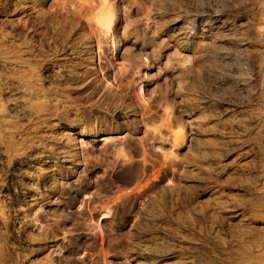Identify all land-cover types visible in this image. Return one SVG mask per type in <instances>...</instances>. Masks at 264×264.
I'll return each mask as SVG.
<instances>
[{
	"label": "rangeland",
	"instance_id": "rangeland-1",
	"mask_svg": "<svg viewBox=\"0 0 264 264\" xmlns=\"http://www.w3.org/2000/svg\"><path fill=\"white\" fill-rule=\"evenodd\" d=\"M258 27L264 0H0V264H264Z\"/></svg>",
	"mask_w": 264,
	"mask_h": 264
},
{
	"label": "bare ground",
	"instance_id": "bare-ground-1",
	"mask_svg": "<svg viewBox=\"0 0 264 264\" xmlns=\"http://www.w3.org/2000/svg\"><path fill=\"white\" fill-rule=\"evenodd\" d=\"M91 3H93V2H91ZM101 2H99V4H100ZM103 3V2H102ZM103 5V4H102ZM98 7L100 6V5H97ZM102 6H100L99 8H101ZM30 9V8H29ZM28 9V10H29ZM97 9V8H96ZM95 9V7H93V10L95 11L96 10ZM31 12V11H30ZM25 13V12H24ZM93 13V12H92ZM97 14V13H96ZM99 14V13H98ZM99 17V16H98ZM105 17V16H104ZM184 20V19H183ZM173 25H174V31H176V34H178V35H181V36H186L187 35V33H188V31H191L192 30V28L190 27V29H189V26H187L188 28H186V25H184L183 26V22H181L179 19L177 20H174V23H173ZM194 25V24H193ZM206 26V25H205ZM219 27V26H218ZM224 28V27H223ZM189 29V30H188ZM222 29V28H221ZM264 28L262 27H258V32L260 33V32H262V30H263ZM194 30V29H193ZM187 38H188V36H186ZM196 39H198V38H196ZM186 41L188 40V39H185ZM195 40V39H194ZM191 41H193V39L191 40ZM196 43H198L197 42V40L195 41ZM187 44H188V41L186 42ZM190 43V42H189ZM247 44L248 43H246V42H241V44H239L241 47H244V46H247ZM14 48H16V47H14ZM225 48V47H224ZM2 49V48H1ZM211 52V51H210ZM5 53V52H4ZM214 54V53H213ZM6 56L7 55H9V54H5ZM218 56V55H217ZM219 57V56H218ZM216 58V57H215ZM6 59V58H5ZM213 59V58H212ZM1 61L2 60H0V63H1ZM15 61V60H14ZM13 62V60H12V57H11V62H9V61H2V63H1V65L0 66H2L3 68H6V69H8V70H12V71H18V70H20V69H22L23 68V64H16V63H12ZM208 63V62H207ZM5 69V70H6ZM25 69H26V67H25ZM24 69V70H25ZM23 70V71H24ZM11 72V71H10ZM15 74V73H14ZM4 82H6V81H4ZM11 83V82H10ZM4 84V83H3ZM32 85V84H31ZM1 86V85H0ZM12 87V86H11ZM17 87H18V85H17ZM19 87H20V85H19ZM22 87V86H21ZM37 87V86H36ZM2 88V87H1ZM24 88V87H23ZM27 88V87H26ZM21 89V91L19 92V94L20 95H22V106H24V107H28L29 109H31L32 107V105H34L35 106V104L36 103H40V102H42V98L43 97H41L36 91H32V90H30V89ZM10 89H12V88H10ZM34 89V88H33ZM35 90V89H34ZM37 90V89H36ZM13 91V90H12ZM40 92H42V91H40ZM11 93V92H10ZM17 94V93H16ZM15 94V95H16ZM13 95V94H12ZM19 95V96H20ZM14 96V95H13ZM19 96H17V97H19ZM45 96V95H44ZM16 97V96H15ZM14 99V98H13ZM12 98H11V100H13ZM11 100H9V101H11ZM15 101V100H14ZM13 101V102H14ZM12 102V101H11ZM10 102V103H11ZM15 103H18L17 101L15 102ZM43 103V102H42ZM44 103H45V101H44ZM19 106H21V104H19ZM17 107V105L14 107V109ZM23 107V108H24ZM31 107V108H30ZM39 107H41V106H39ZM22 108V109H23ZM27 108V112H29L30 110ZM0 109H1V107H0ZM21 109V110H22ZM33 109V108H32ZM24 110V109H23ZM25 111V110H24ZM31 111H33V110H31ZM30 111V112H31ZM38 112V111H37ZM72 113V112H71ZM34 114V113H33ZM38 115V114H37ZM36 115V116H37ZM35 116V115H34ZM75 116V115H74ZM4 117H6V116H3L2 115V111H0V119H4ZM204 117V116H203ZM206 123V122H205ZM42 125V124H41ZM79 125V124H78ZM206 125V124H205ZM42 127V126H41ZM48 127H50V126H48ZM71 127V126H70ZM51 128V127H50ZM42 129V128H41ZM43 129H44V127H43ZM79 129V128H78ZM206 129H208V128H206ZM54 130V129H53ZM56 130V129H55ZM210 130V129H209ZM69 131H71L69 128H67V127H61V128H59L58 130H56V131H54V135L56 134V136H57V134H63L65 137L68 135L69 136ZM53 132V131H52ZM48 133V132H47ZM49 134V133H48ZM41 135H43V134H41ZM69 139V138H68ZM66 140V139H65ZM8 143V142H7ZM9 145V144H8ZM13 147H14V145H13ZM63 151V150H62ZM64 152V151H63ZM65 153V152H64ZM46 154V153H45ZM43 156V155H42ZM38 157V156H37ZM41 157V156H40ZM63 158H67V156L66 155H64L63 156ZM40 159V158H39ZM37 160V159H36ZM36 160H34V161H36ZM42 160V159H41ZM46 160H47V158H46ZM33 162V161H32ZM39 162V161H38ZM38 162H37V164H38ZM43 162V161H42ZM36 163V162H35ZM40 163V162H39ZM46 165V164H45ZM52 167V166H51ZM53 168V167H52ZM52 168L50 169V168H45V170H42V171H44L45 173H44V177L46 178V180H48V179H51L52 177H53V175H52V173H53V171H52ZM30 175V174H29ZM28 175V176H29ZM43 177V176H42ZM49 181V180H48ZM261 189H263L264 190V188H261ZM212 194H213V192H212ZM35 195V193L33 192V195H31V196H34ZM213 197V196H212ZM211 197V198H212ZM215 197V196H214ZM214 200V199H213ZM214 201H218L217 200V198H216V200H214ZM261 201V200H260ZM215 204H216V206L220 209V208H222V210L221 211H223V208L225 207H223V204L222 203H220V202H214ZM225 204V203H224ZM260 205H263V204H260ZM259 205V206H260ZM257 206H258V204H257ZM258 206V207H259ZM216 207V208H217ZM231 208V207H230ZM226 209H228L227 208V205H226V207H225V210ZM216 210V209H215ZM224 210V211H225ZM241 210V209H240ZM220 211V210H219ZM229 211V210H228ZM227 211V212H228ZM232 212V211H231ZM244 212V211H243ZM252 213V212H251ZM254 213V212H253ZM231 214V213H230ZM254 214H256V213H254ZM259 215L261 214V213H258ZM232 215V214H231ZM232 217H234L235 219H236V221H237V223H239L240 225H245V226H249V224H248V222L250 223V220L249 219H246L245 217H244V215H242V213H240V211L238 210L237 211V209H236V211H234L233 212V215H232ZM249 217V216H248ZM230 218V217H229ZM249 220V221H248ZM264 220V219H263ZM252 222V221H251ZM248 224V225H247ZM262 224V223H261ZM254 226V225H253ZM241 227V226H240ZM250 227H252V226H250ZM247 229V228H246ZM248 230H251V228L250 229H248ZM244 231V230H243ZM247 231V230H246ZM246 234V233H245ZM258 235V234H257ZM242 236H243V234H242ZM259 236V235H258ZM252 238V237H251ZM256 240H257V237L255 238ZM252 240V239H251ZM259 240V239H258ZM255 242V241H254ZM253 244V243H252ZM244 245V244H243ZM242 245V246H243ZM256 246V245H255ZM245 247V246H244ZM248 247V246H247ZM246 247V248H247ZM149 248V247H148ZM152 247H150V249H151ZM158 249H160V248H158ZM157 249V250H158ZM240 249V248H239ZM242 249V248H241ZM249 249V248H248ZM142 250V249H141ZM152 250H154L153 248L151 249V250H146V251H148L147 252V256H148V260H150V264H166L165 263V260H166V258H165V260H164V255L162 254V256L163 257H158V256H156V255H154L153 253H152ZM161 250V249H160ZM244 250V249H243ZM242 250V251H243ZM145 251V250H144ZM247 251V250H246ZM155 252H158V251H155ZM142 253H144V252H142ZM159 254V253H158ZM161 254V253H160ZM172 255V254H171ZM255 255V254H254ZM146 256V257H147ZM168 259V258H167ZM247 259V258H246ZM182 260V259H181ZM144 261V260H143ZM241 261V260H240ZM244 261V260H243ZM141 262V261H140ZM148 261H145V263H147ZM172 262H173V260H172ZM247 262V261H246ZM249 262V261H248ZM144 263V264H145ZM175 263V262H174ZM168 264V263H167ZM180 264V263H179Z\"/></svg>",
	"mask_w": 264,
	"mask_h": 264
}]
</instances>
